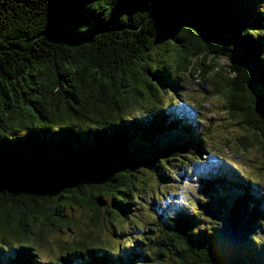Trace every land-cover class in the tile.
<instances>
[{"label":"trees","instance_id":"16d2710c","mask_svg":"<svg viewBox=\"0 0 264 264\" xmlns=\"http://www.w3.org/2000/svg\"><path fill=\"white\" fill-rule=\"evenodd\" d=\"M243 1L0 0V264H264L249 182L222 230L157 204L201 140L181 111L193 73L246 129L237 148L264 153V15Z\"/></svg>","mask_w":264,"mask_h":264},{"label":"rangeland","instance_id":"374dc122","mask_svg":"<svg viewBox=\"0 0 264 264\" xmlns=\"http://www.w3.org/2000/svg\"><path fill=\"white\" fill-rule=\"evenodd\" d=\"M245 2V3H244ZM241 3V1H240ZM248 6L252 16L259 13L264 15V0H244L242 4ZM260 37L264 39V29ZM216 70L223 75L233 76L228 71V63L225 59H217ZM185 105L182 111L184 118H191L187 127L193 136L200 137L199 145L193 150L189 162H174L170 170H165L168 183L161 185L163 195L159 206L165 209L169 205H175L190 213L197 214L195 229L222 230L227 225L229 214L228 199L232 194L229 186H237L241 182H249L253 191L262 194L264 199V172L261 166L264 164V153L257 148L242 150L237 148L236 138L247 134L246 129L240 128L237 121L230 119L224 109L225 100L211 93L214 85L203 81L193 73L191 77L183 79L180 83ZM260 90V88L258 89ZM184 112V113H183ZM181 118V117H180ZM192 122H194L192 126ZM178 130L164 132L158 141L161 144H169L181 140ZM221 179L224 186L217 191L202 192V179ZM172 202V204H170ZM198 203H208L209 212L199 210ZM261 205L264 208V200ZM158 206V207H159ZM73 216H81L80 209L69 210ZM262 223L257 226L254 233L256 239L264 245V211L261 214ZM63 238L73 235V232L61 233ZM49 253L44 250L42 258L48 260Z\"/></svg>","mask_w":264,"mask_h":264}]
</instances>
